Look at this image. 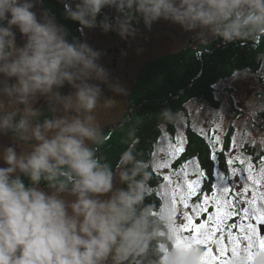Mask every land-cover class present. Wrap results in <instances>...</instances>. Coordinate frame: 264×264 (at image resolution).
<instances>
[{
  "label": "clouds",
  "instance_id": "9594fccd",
  "mask_svg": "<svg viewBox=\"0 0 264 264\" xmlns=\"http://www.w3.org/2000/svg\"><path fill=\"white\" fill-rule=\"evenodd\" d=\"M42 5L0 0V135L35 141L30 151L0 145V264H207L200 245L176 235L173 205L154 204L153 162L132 144L115 166L98 154L107 139L98 113L128 91L100 62L105 53L69 39ZM64 15L82 35L100 28L124 40L160 20L205 44L264 38V0H75ZM42 98L52 116L40 122ZM160 119L175 125L182 113L165 107ZM230 264H264V251Z\"/></svg>",
  "mask_w": 264,
  "mask_h": 264
},
{
  "label": "rangeland",
  "instance_id": "374dc122",
  "mask_svg": "<svg viewBox=\"0 0 264 264\" xmlns=\"http://www.w3.org/2000/svg\"><path fill=\"white\" fill-rule=\"evenodd\" d=\"M64 1L70 6L74 5L75 3V0ZM108 11H110L111 15H115L113 9H109ZM136 27L139 30L137 36L135 38L130 37L127 40L121 39L116 32L105 33L100 28L84 30L83 39H86L92 47L105 53V55L101 57L100 62L109 69L112 77L118 79L119 82L123 84L128 91L127 96H115V99L119 102L118 107L115 110L105 109L99 111V119L101 120L103 125L111 124L117 121L119 118L124 116L129 109L128 96L134 85L136 73L144 62L152 60L156 57H160L162 55L183 50L184 48H186V46L190 45L192 47L201 43L200 40L196 37L195 33L186 32L178 24H173L169 21L160 20L159 22L154 23L150 30L146 29L142 24H139ZM259 39L262 43V46L259 45V41H255V47L258 49V51H261L264 47V38L259 37ZM211 40L212 39H209V41ZM17 42H23L19 33H17ZM248 42L249 41L237 40L232 43L226 44L223 41H219V43H216L212 49L214 50L219 45L220 48L223 47L224 49H226V52L229 53L232 51V55L236 56L237 54L240 55V53H248L249 49L251 50V47L249 45L247 51H245ZM195 62H200V60H196ZM187 66V63L184 61L182 63L180 62V60H170L166 68L169 67V69L175 71L180 70V73L184 74L180 77L183 78L189 71V68H187ZM204 67H206V64H203V68L201 67L202 71L198 73L195 72L197 74L191 76L192 78H190V82L188 81L186 84L187 89L191 85H195V83L199 81L203 76L204 78L202 79V81L211 76V72L216 73L219 71L218 69H209ZM232 71L233 72H230L227 77H225L224 74L216 75L214 78L212 84L214 85L213 88L215 91L214 98L216 106L207 105L205 102L198 100L196 97L188 103L187 108L189 109L190 115L192 117L193 128L198 133L203 135L210 133L213 138V142L215 143V149L223 151L224 148L227 147V150L225 151L227 156L226 160L228 159L229 154H231L234 159L232 167L240 170L237 173L233 174L228 165L225 167L224 171L216 169V166H214L215 180L212 185L216 186L217 188L232 187L234 189H238L245 183H250L246 180V175L243 172V169L246 168L249 164L254 167L256 176H259L261 174V171L264 170V156H261V159H257L253 155H251L246 148V144L253 147L258 146L259 148L260 146L264 148V113H262L264 111V85L258 80L259 75L264 79V64L260 71H258V73H251V69L248 68L241 71ZM144 83H146L145 86L153 87L157 85L158 78H155V76L152 74V78H146ZM68 91H70V89L67 85L63 89H61L62 93H67ZM104 91L106 96H114V94L110 92L106 87ZM142 93L144 96H148L146 92ZM181 93L182 92L179 91L178 94ZM153 95L156 97L155 94L150 93V98L153 97ZM155 99L156 98H154V100ZM150 101L151 99L148 100V102L144 103L147 105L146 111H149V113L156 111L157 109V103L151 104ZM37 107L42 108L44 112H49L47 110V103L43 100V98L41 99ZM143 112L144 111L142 110L140 113L128 119L131 125L136 118H140V114ZM133 113L134 110L130 112V114ZM121 125L122 123L119 124V126ZM131 132L134 131L130 129L129 133ZM12 137L13 136H10L7 140H5L6 142L0 139V143H4V145L6 143H16L18 144V151H29L30 144L35 143V141L29 143L16 140L14 141ZM227 137H230V140L225 144ZM185 138V124L184 118L182 117V120H180L178 125L175 139L172 140L167 134H163L155 146L151 161L153 162V169L162 178V182L159 186V192L162 198V202H166L164 199L166 185L163 176L165 174H168L170 170L174 171L177 169H181L186 165V170L192 172L196 170V166L198 165L194 160H187L179 168H175L174 166L175 161L183 150ZM170 144L177 146L180 150L175 153L174 157L168 159L167 152L169 150ZM26 146L29 147V149H26ZM162 149L164 150L163 152L161 151ZM98 154L103 157L105 155L109 158H113V156L115 154H118V152L116 150H111L110 147L105 148L102 145ZM162 159H168L169 168L160 169L157 167L158 163ZM241 160H243L244 163H241ZM215 161H217V159ZM204 183L201 185V187L204 186ZM202 194L203 193H198L197 195L193 196L190 200V203H199V197ZM208 194H211V192H208ZM181 210L187 211V209H182V206L177 205V211L175 213L177 225H179L181 222ZM205 218L206 216L202 215L193 222L199 223ZM240 219L241 218L239 216H235L227 223H238ZM244 222L252 223L258 231L260 225H262L257 224L254 218L252 221H248L245 219ZM227 230L231 231L234 236L237 232V229ZM190 231V229H186L184 230L183 234L187 236ZM176 235L181 239V233H179V231L176 232ZM216 235L219 243L217 245H211V256H215L216 247L225 246V241L219 240L218 233ZM200 246L206 253L207 247L203 245ZM229 255V253H225V258H227ZM206 259L207 264H214V262L210 260L208 256H206Z\"/></svg>",
  "mask_w": 264,
  "mask_h": 264
},
{
  "label": "trees",
  "instance_id": "16d2710c",
  "mask_svg": "<svg viewBox=\"0 0 264 264\" xmlns=\"http://www.w3.org/2000/svg\"><path fill=\"white\" fill-rule=\"evenodd\" d=\"M66 5L70 6L64 0H43L42 7L47 9L50 14L54 15L58 23L63 24L69 30V39L75 36L83 40V35L78 31L79 25L76 22L65 18L64 14ZM108 10L109 9H105L104 12L109 16H113V14L111 15L110 11ZM139 24L143 25V22L140 21L136 24V26ZM219 41L221 40L212 39L211 41H208L207 44L199 43L198 45L192 47L189 45L183 50L148 60L140 66L136 73L134 85L128 96L129 109L125 115L119 118L117 121L111 124L103 125L104 132L107 137L103 146L105 148L110 147L111 150H116L118 152V154H115L113 158H109L104 155V158H106L109 163L115 166L120 154L130 144L134 145L137 151L142 154V159L151 161L155 146L163 134H167L170 139L174 140L180 121L173 125L165 124L161 122L160 119V111L165 107H169L174 111L179 110L182 113L185 124V143L182 152L174 163L175 168L181 167L187 160L196 161L199 167L204 169L207 173L205 180L206 184L204 183V186L201 187L199 194L212 192V183L215 180L214 166H216V169L224 171L225 167L227 166V156L225 153L227 147H225L223 151L215 149V143L213 142V138L210 133L203 135L198 133L193 128L192 117L187 105L196 97L198 100L205 102L207 105H215V91L213 88L214 85L212 83L216 75L225 74V77H227L230 72H233L232 70L241 71L246 68L251 69V73H258L264 64V47L263 50L258 51V49L255 47L256 44L254 41H249L246 45L245 51H247L249 45L251 47V50L249 49L248 53H240V55L237 54L236 56L232 55V51L229 53L226 52V49L223 47L220 48L218 44V46L213 50V46L216 43H219ZM258 41L259 45L262 46L260 39ZM170 60H180L182 63L183 61L187 63V68H189V71L187 72V75L183 77L184 79L180 77L181 75H184L183 73H180V70L175 71L169 69V67L166 68ZM196 60H200V62H195ZM203 64H206V67L204 68L218 69L219 71L216 73L211 72V76L207 77L203 81L202 79L204 76L202 75L203 77L200 78V80L197 81L195 85H191L187 89V82L190 80V78H192L191 76L202 71L201 69L203 68ZM152 74L155 76V78H158L157 85L153 87L145 86L146 83H144V81L146 78H152ZM258 80L264 85V79L262 76L259 75ZM179 91L182 93L178 94ZM142 92H146L148 96H144ZM150 93L155 94L156 97L153 95V97L150 98ZM154 98L156 99L154 100ZM150 99L151 104L157 103L156 111L151 113L146 111L147 105L144 104ZM133 110L134 113L130 114V112ZM142 110L144 112L140 114V118H136L131 125L128 119L140 113ZM262 113H264V111ZM45 118H51V113L44 112L43 110V114L39 117V121L42 122ZM121 123L122 125L119 126ZM130 129H132L134 132L129 133ZM14 135L15 134L13 133H9L8 135H0V139L5 141L10 136ZM229 140L230 137H227L225 144ZM16 141L19 140L16 139ZM0 144L4 145V143ZM8 144L10 143H6L5 145ZM246 148L250 154L257 159H261V156H264V148L260 146L258 148V146L253 147L246 144ZM26 149H29V147L26 146ZM213 154L216 155L217 161L211 160L210 157ZM152 171L154 175L151 181L153 187L151 188L150 195L154 204H159L162 202L159 192V186L162 182V178L153 168ZM158 247L163 250L165 247L164 242L161 241L158 244Z\"/></svg>",
  "mask_w": 264,
  "mask_h": 264
},
{
  "label": "snow or ice",
  "instance_id": "6c2138e0",
  "mask_svg": "<svg viewBox=\"0 0 264 264\" xmlns=\"http://www.w3.org/2000/svg\"><path fill=\"white\" fill-rule=\"evenodd\" d=\"M179 150L177 146L170 144L167 152L168 159L174 157ZM210 158L213 161L217 159L215 154ZM168 159H162L157 167L169 168ZM226 163L233 174L240 171L232 167L234 159L231 154ZM241 163L244 161L241 160ZM186 169L187 165L181 169L170 170L163 176L166 185L165 201L173 205L175 213L177 205L182 206V209H187V211L181 210V222L177 225L181 240L206 246L205 255L214 264H230L231 258L241 252L247 254L250 262L254 251H264V235H260L252 223L244 222L245 219L252 221L254 218L257 224H264V170L256 176L254 167L249 164L243 172L250 183H245L238 189L212 186L211 194L203 193L199 197V203H190L191 198L200 193L207 173L199 165L192 172ZM202 215L206 218L199 223L193 222ZM235 216H239L240 221L228 224L227 222ZM186 229L191 230L187 236L183 234ZM227 229H237L235 236ZM217 233L219 240L225 241V246L216 247L215 256H211V245L219 243ZM225 253L230 255L225 258Z\"/></svg>",
  "mask_w": 264,
  "mask_h": 264
},
{
  "label": "water",
  "instance_id": "95a60500",
  "mask_svg": "<svg viewBox=\"0 0 264 264\" xmlns=\"http://www.w3.org/2000/svg\"><path fill=\"white\" fill-rule=\"evenodd\" d=\"M263 233H264V224L260 225V234H263Z\"/></svg>",
  "mask_w": 264,
  "mask_h": 264
},
{
  "label": "flooded vegetation",
  "instance_id": "af4514ba",
  "mask_svg": "<svg viewBox=\"0 0 264 264\" xmlns=\"http://www.w3.org/2000/svg\"><path fill=\"white\" fill-rule=\"evenodd\" d=\"M259 40V37H257V39L255 40L256 42ZM254 41V42H255ZM26 183H27V180H26ZM69 199H72V197H68Z\"/></svg>",
  "mask_w": 264,
  "mask_h": 264
}]
</instances>
